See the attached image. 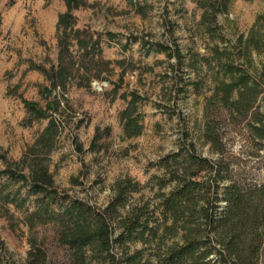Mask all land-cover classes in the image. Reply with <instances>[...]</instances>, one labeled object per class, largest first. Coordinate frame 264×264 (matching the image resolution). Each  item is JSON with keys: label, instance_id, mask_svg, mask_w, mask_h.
Masks as SVG:
<instances>
[{"label": "rangeland", "instance_id": "obj_1", "mask_svg": "<svg viewBox=\"0 0 264 264\" xmlns=\"http://www.w3.org/2000/svg\"><path fill=\"white\" fill-rule=\"evenodd\" d=\"M203 1L84 0L86 6L73 12L75 28L100 35V61L106 65L94 64L83 77L82 71L73 72L65 92L57 88L48 96L44 91L50 83L38 68L49 71L57 63L55 27L66 6L60 0H0V171L7 164H17L18 170L29 165L33 160L29 150L53 120L59 132L52 150L47 154L37 146L34 154L53 178L58 199L102 208L112 196L113 184L129 178L142 191L131 202L142 195L152 203L156 191L152 179L162 176L161 161L182 145L184 134L201 157L228 163L239 185L263 184L264 141L255 139L248 124L264 108L253 109L234 124L221 123L225 142L221 156L202 141L204 99L218 67L201 58L211 60L214 46L222 49L221 41L233 45L239 38H249L264 15V0H231L216 16L215 37L203 32V9L197 5ZM108 34L114 35L112 40ZM157 44L171 51L160 53ZM176 46L181 61L172 57ZM241 62L251 75L264 71V58L256 52ZM94 75L98 80L86 81ZM131 93L140 97L133 117L141 130L127 139L120 114ZM54 97L60 104L45 119H36L23 104L44 110ZM0 190L20 205L3 206L0 200L1 264H25L30 238L44 243L50 259L63 258L52 225L33 231L23 225L25 214L33 212L37 202L28 188L0 177Z\"/></svg>", "mask_w": 264, "mask_h": 264}, {"label": "trees", "instance_id": "obj_2", "mask_svg": "<svg viewBox=\"0 0 264 264\" xmlns=\"http://www.w3.org/2000/svg\"><path fill=\"white\" fill-rule=\"evenodd\" d=\"M60 1L66 11L57 17L55 27L57 63L49 71L38 68L50 83V89L44 91L48 96L57 88L65 92L73 72L82 71L83 77L95 68L94 64L106 65L100 61V35L75 28L73 12L86 6L84 0ZM230 2H197L203 9L201 25L208 37H215L216 16L225 12ZM254 28L249 38H239L233 45L221 41L222 49L214 46L211 60L201 58L207 65L212 61L218 67L217 79H212L210 95L204 99L201 138L219 156L225 147L221 123L234 124L237 118H247L253 109L264 108V71L251 75L241 62L251 52L264 58V15L256 20ZM107 36L111 40L114 37ZM175 48L176 56L172 57L181 61ZM156 49L166 54L171 51L161 44ZM98 78L94 75L86 81ZM188 83L193 85L194 81ZM52 99L44 110L37 104H23L36 119H45L47 112L56 111L60 104L55 97ZM139 100L131 93L120 114L127 139L140 134L141 128L133 117ZM248 125L255 139L264 141V110ZM58 132L55 122L49 121L35 147H43L48 154ZM180 140L182 145L161 161L162 176L152 179L156 187L152 203L144 201L142 195L131 202L133 195L142 191L129 178L113 184L112 196L102 208L58 199L46 165L35 161V147L29 150L33 157L29 165L21 163L18 170L17 164H7L0 177L27 187L37 200L34 211L25 214L23 225L29 231L52 225L53 239L64 253L63 258L52 260L44 243L30 238L25 264H264V183L239 185L222 158L201 157L188 134ZM0 200L3 206L20 207L9 192L0 190ZM51 206H56L55 212Z\"/></svg>", "mask_w": 264, "mask_h": 264}]
</instances>
